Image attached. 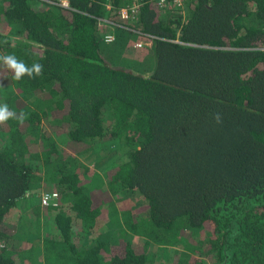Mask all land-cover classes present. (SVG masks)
Masks as SVG:
<instances>
[{
  "label": "trees",
  "instance_id": "trees-1",
  "mask_svg": "<svg viewBox=\"0 0 264 264\" xmlns=\"http://www.w3.org/2000/svg\"><path fill=\"white\" fill-rule=\"evenodd\" d=\"M130 3L0 0V54L44 66L0 64L26 117L0 125V264H264V0ZM100 17L150 40L148 74Z\"/></svg>",
  "mask_w": 264,
  "mask_h": 264
},
{
  "label": "rangeland",
  "instance_id": "rangeland-1",
  "mask_svg": "<svg viewBox=\"0 0 264 264\" xmlns=\"http://www.w3.org/2000/svg\"><path fill=\"white\" fill-rule=\"evenodd\" d=\"M106 6L109 7V4H107ZM100 19H101V21H98L99 24L102 27H104L105 30H107L109 28L108 31H110L112 29L110 33L112 35V38H114L113 42L110 43L109 45H107L105 43L101 44L102 51L104 52V55H106L112 63H116L117 65H121L123 67L129 68V69L133 70L134 72H139V73H142L144 75L148 74L153 69V67L155 65V58L152 56L151 53L145 54V55L139 54L138 51L129 48L130 47L129 45L131 44V42H134V48H136V47L139 48L140 45L146 46V48L143 49V52H144L145 50L150 49V47H149L150 40L149 39L143 40V38H139V39H137L138 42H136L135 41L136 36L129 34V33L117 36L118 30L113 28L114 26H111L112 24H111L110 19H107L105 17H100ZM108 23H109V25H108ZM106 25H108L107 28H106ZM144 42H146V43L144 44ZM128 49H129V52H128ZM125 57L128 60L124 59ZM42 193L43 192L38 193L37 198L41 199ZM29 208H30L29 204H27V202L25 200V201L21 202V204L18 206L17 210L11 211V214L16 215L17 213H19V214L23 215V214L28 213ZM42 221H43V218H42ZM151 249L152 248H150V250Z\"/></svg>",
  "mask_w": 264,
  "mask_h": 264
},
{
  "label": "clouds",
  "instance_id": "clouds-1",
  "mask_svg": "<svg viewBox=\"0 0 264 264\" xmlns=\"http://www.w3.org/2000/svg\"><path fill=\"white\" fill-rule=\"evenodd\" d=\"M0 64H2L6 70L11 71L13 79L16 81H20L25 76L29 79H34L35 77L42 76L44 71V66L42 64L37 62L29 67L23 60L18 59L15 54H0ZM25 118L23 112L17 115L6 103L0 104V125L6 124L10 119H18L22 122ZM215 118L219 119V114H217Z\"/></svg>",
  "mask_w": 264,
  "mask_h": 264
},
{
  "label": "built area",
  "instance_id": "built-area-1",
  "mask_svg": "<svg viewBox=\"0 0 264 264\" xmlns=\"http://www.w3.org/2000/svg\"><path fill=\"white\" fill-rule=\"evenodd\" d=\"M40 1H48L50 3H54V1H57L59 4L69 8L68 0H66V4H65V0H40ZM183 1L185 0H156L157 5L159 7H165L168 6V4L180 7L182 6ZM138 9H139V0H131L130 5H128L127 7H122L118 10V14H120L121 18L123 19H129L132 18L133 16H136ZM98 21H101V19L98 18ZM56 198H57V194L54 192L53 193L43 192L41 194V202L44 205H50V204L55 205Z\"/></svg>",
  "mask_w": 264,
  "mask_h": 264
}]
</instances>
